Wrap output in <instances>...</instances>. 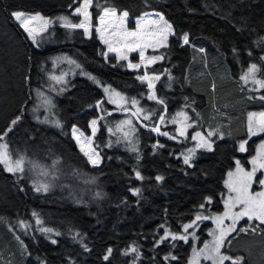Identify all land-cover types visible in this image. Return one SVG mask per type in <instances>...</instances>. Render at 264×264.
Here are the masks:
<instances>
[{
    "label": "trees",
    "instance_id": "1",
    "mask_svg": "<svg viewBox=\"0 0 264 264\" xmlns=\"http://www.w3.org/2000/svg\"><path fill=\"white\" fill-rule=\"evenodd\" d=\"M82 5L83 0H0V135L11 127L4 142L13 156L24 158L23 172L0 165V264H184L190 244L161 237L165 230L179 235L200 211L221 210L223 181L245 136L244 114L264 105L241 79L256 64V76L264 80V0H93L89 34L60 19L80 23L84 17L75 9ZM105 8L118 15L127 11L128 31H136L138 21L143 31L154 30L151 21L163 16L171 25L166 46L145 49L146 58L162 59L143 68L139 51L121 46L126 60L109 52L96 28L118 20L106 18L100 25ZM16 12L22 19L43 18L28 27L48 21L38 44ZM185 35L188 43L182 44ZM105 38L113 47L123 44L119 36ZM145 74L159 76L151 89L137 79ZM103 85L124 94L126 105L111 104ZM150 90L156 101L149 99ZM259 94L264 96V88ZM188 105L201 112L206 126L218 119L222 138L185 164L184 139L165 123ZM82 145L90 155L98 153L96 164ZM248 149L247 156L252 143ZM209 226L202 224L201 241ZM225 245L223 253L244 257V264H264V233L237 231Z\"/></svg>",
    "mask_w": 264,
    "mask_h": 264
},
{
    "label": "snow or ice",
    "instance_id": "2",
    "mask_svg": "<svg viewBox=\"0 0 264 264\" xmlns=\"http://www.w3.org/2000/svg\"><path fill=\"white\" fill-rule=\"evenodd\" d=\"M93 0H83L82 7H77L75 9V12L79 15H82L84 19L80 21L78 24H72L67 21V18L61 17V20L65 21L66 27H72V28H83L85 34H89V29L91 27V17L88 9L92 6ZM103 15L99 17V23L100 25L106 24V18H116L118 20V24H108L107 27H97L96 32L99 33L100 39L103 43L108 45V51H116L119 59L126 60L127 56L120 53V47H126L128 51H139V55L142 62L146 63H154L157 60L162 59L161 56H152V57H145V49L148 47L156 48L157 46H166L167 41V34L171 32V25L167 23V21L164 20L163 16L159 17V20L151 21L152 24L157 25V27L154 30L150 31H143L142 25L138 21L137 22V30L136 31H128L124 27L125 19L128 17L129 13L127 11H123L121 14H117V9L115 8H105L103 9ZM15 19L20 22L21 27L24 28V30L27 32L28 36L32 39L33 44H38V41L36 39V36L46 30L48 21H44V26L41 28L36 27H28V23L31 20L35 19H43L42 17H27L23 18V13L16 12L13 13ZM163 23V27H159L158 25ZM110 30V31H109ZM105 32H109L110 36H119L121 40L123 41V44L120 45V42L118 41L117 47H113V44L110 42L109 39L105 38ZM183 41L185 44L188 43V36L185 35L183 37ZM129 67L132 68H139V64H130ZM259 71L256 64H252L251 68L249 69L248 73L243 75L241 77L242 80L245 82L248 81V79L251 77L253 79V82L255 84H258L261 88H264V80H256L255 79V73ZM137 79H140L141 81H148L149 88H153L154 85L152 83L153 79L158 80L159 76L156 77H149L147 74L144 76H139ZM107 92L108 89H105ZM117 96H119V93H116ZM123 99V97H121ZM149 99H157L155 94L149 96ZM251 99V97H250ZM259 99L264 100V96L259 97ZM114 102V101H113ZM158 103H163L160 100H157ZM133 105L137 103V101H132ZM139 111V110H138ZM178 115L183 116L184 120L187 121L189 117L184 113H179ZM256 113H249V132L255 134L256 131H264V113H260L259 116L262 118L258 123L254 124L253 117L256 116ZM20 117H17L15 120L12 121V124L15 125L19 121ZM145 119H148L147 116H145ZM161 122H163V117H161ZM175 122V121H173ZM96 121H92L93 126V135H95V125ZM125 123H128L126 121ZM187 127H191V125H187ZM12 129L11 127L7 129L2 135H0V140H3L4 136L8 134ZM153 131L159 132L158 128H153ZM77 130L73 129V133L75 134ZM214 133L208 132L207 136L211 137ZM162 135H168V133H162ZM180 135H185V128L180 129ZM170 139L172 137H169ZM193 140H197L198 143L196 145L197 148H206L207 150H212V144L208 141L207 138L201 135L200 132H196L195 135L192 137ZM79 143V140H78ZM91 141L89 140V144ZM162 147V145H161ZM0 164H3L5 167V170L11 173L16 172H23L24 171V158L20 157L18 159L13 160L10 153L7 151V145L2 144L0 145ZM240 150H244V144L242 143L240 145ZM81 151L84 152L85 156L88 157L89 161L93 164H96L98 162V153H96L94 150H92L91 155L88 151L84 150V146H81ZM195 149H189V155L184 157V163L189 164L191 156L194 154ZM93 157H96V159H93ZM253 167L251 171H245L244 168H242L239 164V161H237L236 165V172H229L228 177L229 179L225 181V186L228 189V197L224 201V208L225 211L222 215L211 217L213 221L217 225V230H213L209 233L213 237V240L211 243H205L203 249H200L197 251L196 249H193L194 252V260L190 262V264H198V258L203 256L205 260H211L212 264H225V262H230V264H244V257H232L226 253H222L221 249L225 248V240L229 235H231L233 232H244L247 234L249 231L252 233H256L258 230L261 233H264V178H259L256 176V173L258 170L264 169V156H260L258 158H253L252 160ZM191 166V165H189ZM138 179H142L140 176V173H136ZM157 180H161L162 177H156ZM258 183L261 186V191H254L253 190V184ZM44 191H47V186H42ZM37 191H40L41 188H37ZM139 189H135L133 194H138ZM209 203H211V200H208ZM203 207V205H201ZM201 219H209L207 216H201L197 215L196 220L199 221ZM242 219L247 220L246 226H240L239 229L237 228V225L239 221ZM225 220H230L231 223L229 225H224ZM39 223V221H37ZM256 222V223H253ZM195 224V221L189 224H185L183 226L184 232L187 233L190 228H193ZM163 227V225H161ZM45 232L51 231V229H42ZM169 236H171L172 240H184L187 241L186 235H176L169 233L167 230H165L164 236L161 237V241L167 239ZM53 243H56L55 240L52 241ZM230 243V241H229ZM111 248L108 249L109 255L111 254ZM131 252H137V249L135 247L131 248ZM128 252H125V255H127ZM105 260L108 259V256L106 255L104 257ZM167 259V257H165ZM175 259V257H173Z\"/></svg>",
    "mask_w": 264,
    "mask_h": 264
},
{
    "label": "rangeland",
    "instance_id": "3",
    "mask_svg": "<svg viewBox=\"0 0 264 264\" xmlns=\"http://www.w3.org/2000/svg\"><path fill=\"white\" fill-rule=\"evenodd\" d=\"M43 26H44V24L36 25L34 27L39 29ZM105 33H109V32H105ZM169 36H170V34L168 33L167 39ZM182 44H185L184 41L182 42ZM140 65L143 68L145 67V62H142L141 58H140ZM250 68H251V66L249 67V69ZM249 69H248V71H249ZM248 71H247V73H248ZM254 75H255L256 80H261L256 76V73ZM143 82L146 83V85H148L147 80H145ZM171 83L172 82H170V84L168 85V90L172 89ZM247 83L249 85V89L251 88L253 91H255V98L259 99V97H261V95L259 94L261 87L258 84H255L251 77L248 79ZM249 83L251 84V86ZM100 87L102 88V90L106 96V99L111 104H113L116 108L121 109L128 102V100L126 99L124 94L119 93V92L111 89L107 85H103ZM105 89H108V91L106 92ZM116 93H119V96H117ZM153 93H154L153 90H150L149 96L153 95ZM121 97H123V99H121ZM152 100L156 101V99H152ZM176 101L177 100H173L172 103L174 104ZM256 107L257 108L246 111L244 114L245 136L243 139H240L237 142L236 150H237V154L239 155V157L235 158L233 168L227 172V174L225 175L224 181H223L225 192H224V194L221 198V201H220L221 207H222L221 210L217 213H208V214H205L202 211L198 212L197 215L199 214L201 216H207V217H209V219H201V220L197 221L196 220L197 215H196L194 220L186 223V224H189V223H192L193 221H195L194 227L190 228L187 233H185L184 229H183L182 233L179 234V235H186L187 241L186 242L184 240H182V241L184 243L190 244L189 256H188L187 261L184 264H190V262H192L194 260L195 257H194L193 249H196L197 251H199L200 249H203L205 243L210 244L211 241L213 240V237L211 235H209V233L212 232L213 230H217V225L213 221V219H211V217L222 215L225 211L224 201H225V199H227V197L229 195L228 189L225 186V181H227L229 179L228 173L229 172H233V173L236 172L237 161H239L240 166L242 168H244L245 171H251V169L253 167V164H252L253 158H258L260 156H264V131H256L255 134L249 132V113H256L257 114L256 116L253 117L254 124L258 123L262 119L259 116V114L264 113V105H260V106H256ZM37 109L38 108L36 107V105L32 109V113L35 114L36 117L38 116L37 114L40 111ZM49 109L52 110L51 107H49ZM133 109L137 110V106L136 105L133 106ZM50 110H48L46 112L48 113ZM181 112L186 114L189 117V119L187 121L184 120L183 116L178 115ZM173 121H175V122H173ZM187 125H191V127H187ZM165 126L173 127V131L178 135V137L180 139H182V138L184 139L185 146H184L182 154H181L183 161H184V157L189 155V149H195L194 154L191 156V159H190L191 161L197 155L198 152H209V150H207L206 148H197L196 147L198 141L192 139V137L195 135L196 132H200L202 136H204L205 138L208 139V141L212 144V149H213L214 140L222 138L220 136V133H221L220 128H221L222 124H220L218 122V119H215L214 123H211L210 125L206 126L203 123V118H202L201 112L196 107L190 106V105L186 106L185 109H180V110L172 113L170 115V117L167 119ZM182 127L185 128V135H183V136L180 135V129ZM208 132H213L214 134L211 137H208L207 136ZM242 143L244 144V150L243 151L240 150V145ZM250 143H252L253 149H252V153L247 156V154L249 152L248 146ZM2 144H6L4 142V138H3V140H0V145H2ZM0 151H2V149H0ZM7 151L10 153L8 148H7ZM10 155H11L13 160L18 159L15 156H13L11 153H10ZM240 156H243L244 158H240ZM0 165L5 170L4 165L3 164H0ZM9 173H11V172H9ZM256 176L259 178H264V169L258 170L256 173ZM252 187H253L254 191H261L262 190L261 186L258 183H254ZM244 222H246L244 225V226H246L248 223L247 220L242 219L241 221H239L237 228L239 229L240 225ZM223 223H224V225H229L231 223V221L225 220ZM253 223H256V222H253ZM202 224H209L210 225L208 227V229L206 230L207 238L204 239L203 241H201V237L199 235V231L201 229ZM262 227H264V226H262ZM234 233H236V232H233L231 235H233ZM248 233H250L252 236H259L261 234L259 230L256 233H252L251 231H249ZM231 235H229V236H231ZM221 252L223 253V248L221 249ZM198 264H212V262H211V260H205L203 258V256H201L198 258Z\"/></svg>",
    "mask_w": 264,
    "mask_h": 264
},
{
    "label": "flooded vegetation",
    "instance_id": "4",
    "mask_svg": "<svg viewBox=\"0 0 264 264\" xmlns=\"http://www.w3.org/2000/svg\"><path fill=\"white\" fill-rule=\"evenodd\" d=\"M229 237H230V236H229ZM229 237H228V238H229ZM228 238H227V239H228ZM227 239H226V240H227ZM227 263H230V262H227V261H226L225 264H227Z\"/></svg>",
    "mask_w": 264,
    "mask_h": 264
}]
</instances>
